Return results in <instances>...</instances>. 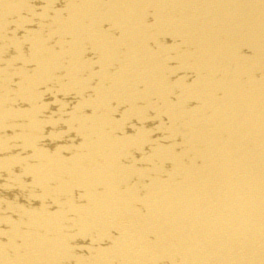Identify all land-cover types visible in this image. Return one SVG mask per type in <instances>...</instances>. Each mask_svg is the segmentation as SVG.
<instances>
[{
  "label": "bare ground",
  "instance_id": "obj_1",
  "mask_svg": "<svg viewBox=\"0 0 264 264\" xmlns=\"http://www.w3.org/2000/svg\"><path fill=\"white\" fill-rule=\"evenodd\" d=\"M0 264H264V0H0Z\"/></svg>",
  "mask_w": 264,
  "mask_h": 264
}]
</instances>
